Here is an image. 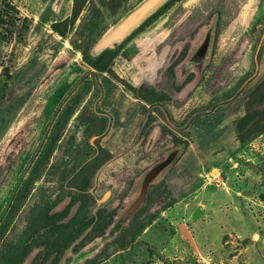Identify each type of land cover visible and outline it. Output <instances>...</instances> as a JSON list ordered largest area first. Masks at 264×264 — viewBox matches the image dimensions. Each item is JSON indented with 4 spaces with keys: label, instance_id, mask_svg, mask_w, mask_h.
Here are the masks:
<instances>
[{
    "label": "rangeland",
    "instance_id": "374dc122",
    "mask_svg": "<svg viewBox=\"0 0 264 264\" xmlns=\"http://www.w3.org/2000/svg\"><path fill=\"white\" fill-rule=\"evenodd\" d=\"M3 1L14 9L4 8L0 25V214L55 109L91 71L72 40L88 10L102 0ZM137 1L126 0L124 7ZM213 1L174 0L114 55L106 67L113 68L110 78L97 71L95 77L111 82L117 79L114 72L119 76L124 68H155V61L145 62L157 45L176 31L190 32ZM110 21L105 18L102 24ZM231 70L207 68L183 98L172 95L166 113L173 124H182L197 109H208L185 129L164 126L148 155L149 164L173 143H187L164 178L175 202L145 223L124 249L108 247L109 254L97 264H264V136L244 144L235 139L245 102L264 79V50L240 94L213 107L254 68ZM39 186L33 185L10 220L0 222V247L16 240Z\"/></svg>",
    "mask_w": 264,
    "mask_h": 264
},
{
    "label": "flooded vegetation",
    "instance_id": "af4514ba",
    "mask_svg": "<svg viewBox=\"0 0 264 264\" xmlns=\"http://www.w3.org/2000/svg\"><path fill=\"white\" fill-rule=\"evenodd\" d=\"M249 7L254 9L250 11ZM263 7L264 0H225L224 4L214 0L208 13L195 20L190 32L176 31L157 45L145 62L155 61V68H124L119 76L114 72L117 79L111 82L98 81L94 71L110 78L113 68H91L83 76L80 110L76 109L69 117L47 153H42L44 145H37L33 160L19 174L26 179L34 160L41 159L36 162L29 187L30 191L35 189L34 184L40 183L36 201L23 215V226L11 243L21 252L30 246L25 260L18 264H55L56 252L47 251L62 247L72 238L57 264H81L117 237L107 242L101 240L136 177L168 149L148 164L151 160L148 155L163 135L164 126L182 130L192 114L208 110L197 109L182 124H173L166 113L172 95L183 98L196 87L207 68H232L231 73L235 68H254L251 74L254 75L264 50ZM208 25L214 31L210 58L196 77L194 72L184 71L182 62L193 49L197 30ZM165 88L169 90L167 95ZM72 90L71 87L69 91ZM63 103L55 109L57 112L45 132ZM40 139L41 136L38 143ZM184 142L180 140L171 147L183 144L186 148ZM142 162L145 165L136 170ZM77 246L79 249L74 251Z\"/></svg>",
    "mask_w": 264,
    "mask_h": 264
},
{
    "label": "trees",
    "instance_id": "16d2710c",
    "mask_svg": "<svg viewBox=\"0 0 264 264\" xmlns=\"http://www.w3.org/2000/svg\"><path fill=\"white\" fill-rule=\"evenodd\" d=\"M126 0H102L96 6H92L84 18L82 19L80 26L78 27L75 37L72 40V46L75 50L81 52L83 61L92 68H106L111 59L122 45L133 35L138 33L143 27L151 23L158 15H160L174 0H170L165 4L159 11H157L152 17H150L139 29H137L131 36L115 50H106L96 59H91L87 51L95 39L101 34V32L113 22L125 9L124 3ZM8 7L14 9L10 4L0 0V25L4 15V8ZM105 18H111L110 23L107 25L102 24ZM253 75H249L244 81H242L230 94L226 97L218 99L216 106L226 104L234 100L244 88L245 83L251 81ZM84 78H80L77 83H74L72 91H68L67 98L64 101L61 109L58 111L57 116L53 120L48 132H43L41 135L40 142L38 145L42 146V153L48 152V147L59 138L62 127L69 119V117L79 107L81 99L83 97L82 84ZM193 87V86H192ZM168 97V96H166ZM24 98H22L23 100ZM9 109V108H8ZM208 113V110L205 112ZM235 139L240 143L244 144L255 136H264V79L263 81L250 93L248 100L245 102V112L238 119L235 124ZM180 141V140H179ZM177 141V142H179ZM187 145L186 142H184ZM33 160V159H32ZM41 159H35L30 169L32 172L23 179V174L17 179L15 186L8 197L6 207L3 209L0 215V222L10 220L13 215L17 212L21 204L24 202L27 194L29 193V187L33 182V171L37 168L36 162ZM175 202V194L164 182V179L159 183L154 184L150 187L148 196L138 210V212L131 218L129 223L120 231L115 239L110 243L106 244L102 250L91 258L84 259L81 264H97L102 259L106 258L108 253V247H111L113 251H119L126 247V245L132 241L135 236L142 231L145 223L153 219L155 215L163 208L173 204ZM3 226V225H2ZM0 225V232L4 230ZM77 234L74 235V239ZM73 240H66L63 246H58L54 249H49L47 252H56L55 264L59 259L60 254L65 247ZM43 243V241H40ZM79 249V246L74 248V251ZM30 246H25L21 252L20 248L14 247L13 244L0 247V264H18L25 256L30 252ZM21 252V253H20ZM23 260V261H24Z\"/></svg>",
    "mask_w": 264,
    "mask_h": 264
},
{
    "label": "water",
    "instance_id": "95a60500",
    "mask_svg": "<svg viewBox=\"0 0 264 264\" xmlns=\"http://www.w3.org/2000/svg\"><path fill=\"white\" fill-rule=\"evenodd\" d=\"M169 1L138 0L130 7L123 9L119 16L91 44L87 51L88 56L91 59H96L106 50H115ZM213 32L212 25L202 26L197 30L193 38V49L182 62L184 71L194 72L196 77L199 76L203 69L202 67H204L210 58ZM67 96L68 94L64 96L61 104ZM56 112L52 115V119ZM201 113L202 111H198L192 114L181 128H185L195 115ZM184 150L183 144L168 148L162 157L142 170L127 193L123 206L115 213L108 229L102 235V242L112 240L129 223L131 218L143 205L149 188L165 178L167 173L180 159Z\"/></svg>",
    "mask_w": 264,
    "mask_h": 264
}]
</instances>
